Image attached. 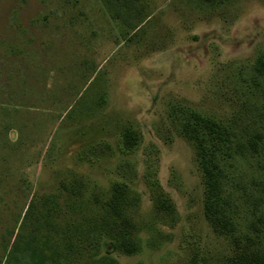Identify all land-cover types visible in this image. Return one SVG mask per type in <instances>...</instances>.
<instances>
[{
    "label": "rangeland",
    "instance_id": "374dc122",
    "mask_svg": "<svg viewBox=\"0 0 264 264\" xmlns=\"http://www.w3.org/2000/svg\"><path fill=\"white\" fill-rule=\"evenodd\" d=\"M130 1L0 0V264L15 241L32 264L34 199L70 264H231L245 244L264 262V147L221 185L232 229L230 206L207 209L212 142L189 129L264 128V0Z\"/></svg>",
    "mask_w": 264,
    "mask_h": 264
},
{
    "label": "trees",
    "instance_id": "16d2710c",
    "mask_svg": "<svg viewBox=\"0 0 264 264\" xmlns=\"http://www.w3.org/2000/svg\"><path fill=\"white\" fill-rule=\"evenodd\" d=\"M124 5L128 6L131 4L130 0H123ZM130 11V10H128ZM125 14V15H124ZM132 15L130 13L123 12V19L128 21L129 16ZM153 14H145L140 20L138 19L137 23L134 25L133 30H125V35L135 34L138 30L143 27V25L151 19ZM117 18H120V14L116 15ZM133 16V15H132ZM127 17V18H125ZM135 16L132 17L134 19ZM254 70L256 74L264 75V54L260 55L255 66ZM256 121L257 119H253ZM260 124L264 123L260 122ZM253 126L250 124H242L237 120L231 122H214V121H203L202 124L197 123V120L189 123V129L193 134L200 132H204V137L207 141H211L212 144L207 142V145L204 143L202 150L203 155L200 160L201 168L206 177V184L208 188L207 193V209L213 210L214 206L218 207V204L221 206L228 205L234 211L231 215V221L229 226L234 228V220L235 209L233 207L234 199H231L228 195V192H225L221 186L223 183L225 184L226 178L230 169L233 168L232 163H235L233 159L236 157H244L246 154L249 156L261 154V146L264 147V128L260 131H250ZM231 159L233 161H231ZM36 209V199L31 202L28 211L24 217L21 227L25 228V230L30 228V233L27 236V240L23 243V246L27 248L33 257L32 264H49L48 261L45 260L44 255H42L39 249L47 252H50V257L57 260V264H70L71 256H62L58 258L57 249H59L62 245L61 240L56 236V232L58 231L57 227L54 225L53 221L48 216L47 212H43L42 214L35 216L34 211ZM42 216V217H41ZM42 225L45 227V234H42ZM22 232V231H21ZM24 235V234H23ZM22 236V234H21ZM19 240V239H18ZM19 244L20 241H15L12 245L11 250H9L8 257L6 259L5 264H15L17 258L18 247L16 244ZM25 244H27L25 246ZM40 245L39 248L36 247ZM240 245V242L239 244ZM259 248L262 249V246L259 245ZM258 252V250L254 251L251 249L249 244H245L242 250L231 259V264H262L264 263L258 256H254L253 254ZM259 255H262L261 253ZM47 256V255H46ZM254 256V257H253ZM176 254L174 252L169 253L165 256L164 260L161 261L160 264H169L170 261H173L176 258ZM260 257V256H259ZM16 264H18L16 262ZM26 264V263H25ZM185 264H196V262L192 259V257L187 258Z\"/></svg>",
    "mask_w": 264,
    "mask_h": 264
},
{
    "label": "crops",
    "instance_id": "0c3cea01",
    "mask_svg": "<svg viewBox=\"0 0 264 264\" xmlns=\"http://www.w3.org/2000/svg\"><path fill=\"white\" fill-rule=\"evenodd\" d=\"M143 6L146 7L147 10L149 9V6H145V5H141V6H139L138 8H141V7H143ZM155 7H156V8H155ZM155 7H154L155 9H158L160 6H155ZM114 8H115V6H114ZM138 8H133V9H138ZM117 9H118V8H117ZM147 10H146V11H147ZM154 12H155V11H154ZM113 13H114V14H115V13H118V11H114ZM151 13H153V12H151V10L147 11V14H151ZM116 20H120V19L117 18Z\"/></svg>",
    "mask_w": 264,
    "mask_h": 264
}]
</instances>
